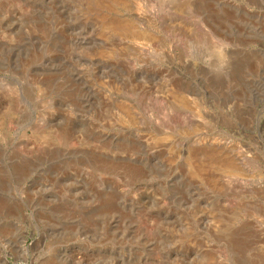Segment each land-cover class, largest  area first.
<instances>
[{
    "label": "rangeland",
    "instance_id": "obj_1",
    "mask_svg": "<svg viewBox=\"0 0 264 264\" xmlns=\"http://www.w3.org/2000/svg\"><path fill=\"white\" fill-rule=\"evenodd\" d=\"M0 264H264V0H0Z\"/></svg>",
    "mask_w": 264,
    "mask_h": 264
}]
</instances>
